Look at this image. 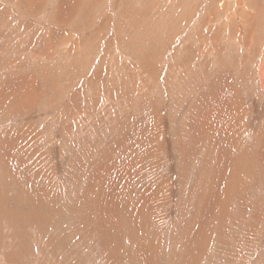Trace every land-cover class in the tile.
<instances>
[{"label": "rangeland", "instance_id": "374dc122", "mask_svg": "<svg viewBox=\"0 0 264 264\" xmlns=\"http://www.w3.org/2000/svg\"><path fill=\"white\" fill-rule=\"evenodd\" d=\"M0 264H264V0H0Z\"/></svg>", "mask_w": 264, "mask_h": 264}]
</instances>
